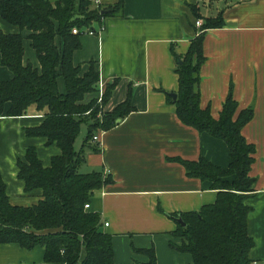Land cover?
Wrapping results in <instances>:
<instances>
[{
  "label": "crops",
  "instance_id": "obj_1",
  "mask_svg": "<svg viewBox=\"0 0 264 264\" xmlns=\"http://www.w3.org/2000/svg\"><path fill=\"white\" fill-rule=\"evenodd\" d=\"M118 1L95 0L102 7H113ZM216 18L223 25L203 33L204 60L196 90L200 108H208L214 120L219 119L229 95L236 103L235 116L252 111L241 130L243 139L254 148L249 176L255 186L245 201L250 208L246 229L254 243L248 258L251 263L264 264V0H124L121 12L84 28L81 47L72 54L73 65L84 75L93 62L99 74L96 92L86 102L100 98L101 115L118 108L131 110L108 130L96 132L98 144L92 145L99 152L86 149L78 168L80 174L101 173L109 179L91 196L87 211L97 214L101 232L111 235L115 264L147 263L148 257L139 251L151 249L157 264H192L189 254L170 246L181 244L175 237L180 225L174 218L215 204L218 191L209 181L190 178L181 161L204 159L226 170L230 156L224 141L179 120L176 67L201 34L196 22L202 26L205 20ZM0 31L20 33L1 17ZM27 34L23 32V37ZM23 46V64L30 63L39 71L36 52L27 39ZM12 79L0 61V83ZM59 83L64 88L62 78L57 88ZM110 85L114 88L103 103ZM58 89L65 93V88ZM10 107L5 103L0 109V178L9 203L29 208L42 199V192L24 191L17 161L23 162L33 147L43 167L49 168L61 151L54 144L47 145L45 138L25 134L43 124L44 111L31 106L24 115L9 117ZM44 255L40 245L27 250L0 244V264H42ZM85 257L82 250L80 261Z\"/></svg>",
  "mask_w": 264,
  "mask_h": 264
},
{
  "label": "trees",
  "instance_id": "obj_2",
  "mask_svg": "<svg viewBox=\"0 0 264 264\" xmlns=\"http://www.w3.org/2000/svg\"><path fill=\"white\" fill-rule=\"evenodd\" d=\"M123 5L124 0L113 7H102L95 0H0V17L20 31L11 35L0 31V61L13 75L12 81L0 83V109L5 103L11 105L9 117L24 115L31 106L44 111L43 124L25 130V134L28 138H45L47 145L54 144L61 151L49 168L43 167L33 147L26 151L23 162L17 161L24 191L42 192V199L29 208L9 203L0 178V244L12 243L27 250L40 245L45 250L42 264H115L111 235L102 233L99 216L85 209L91 196L109 179L101 173L80 174L78 168L86 149L99 152L92 145L96 132L108 130L131 110L118 108L101 115L95 100L81 104L87 95L96 92L99 74L91 62L86 74L81 75L79 67L73 65L72 54L81 47L79 39L84 28L121 12ZM222 25L220 18L205 20L188 56L176 67L179 91L175 112L179 120L199 133L224 141L230 156L226 170L204 159L181 161L190 178L209 181L212 189L218 191L215 204L182 216L184 227L179 226L175 235L181 244H170L176 251L189 254L192 264H252L248 252L254 243L246 229L250 208L245 201L255 186V179L249 176L254 148L241 135L252 111L243 110L235 116L236 103L229 95L219 119L214 120L208 108H200L196 90L204 60L203 33ZM74 29L79 33L73 34ZM26 39L36 52L39 71L30 63L23 64ZM60 77L64 94L57 88ZM113 88L108 86L103 103ZM83 123H88V134L82 149L76 152L73 146ZM228 178L232 181L228 182ZM82 250L86 257L80 261ZM139 252L148 257V262L132 264H157L153 249Z\"/></svg>",
  "mask_w": 264,
  "mask_h": 264
},
{
  "label": "rangeland",
  "instance_id": "obj_3",
  "mask_svg": "<svg viewBox=\"0 0 264 264\" xmlns=\"http://www.w3.org/2000/svg\"><path fill=\"white\" fill-rule=\"evenodd\" d=\"M61 78V77H60ZM58 88H60V90H64V88H63V85L61 84V83H59V86H58ZM89 95H87L85 98H84V100L82 101V103L81 104H84V105H87L88 103H89V101L88 102H86V99H87V97H88ZM91 100H95V102H97V105L99 104V103H101L99 100H100V98H99V100H97V99H91ZM88 114V113H87ZM86 114V115H87ZM101 114V113H100ZM100 114H98V116H99V118H101L100 116ZM88 123H83V124H81V126H80V130H79V134H78V136L76 137V139H75V142H74V147H75V149L77 150V151H80L81 149H82V144H83V141H84V139L86 138V136H87V134H88V132H87V128H88V125H87ZM95 136H97V135H95ZM92 143H94L93 141H92ZM96 144H98V143H96ZM88 150V149H87Z\"/></svg>",
  "mask_w": 264,
  "mask_h": 264
},
{
  "label": "built area",
  "instance_id": "obj_4",
  "mask_svg": "<svg viewBox=\"0 0 264 264\" xmlns=\"http://www.w3.org/2000/svg\"><path fill=\"white\" fill-rule=\"evenodd\" d=\"M195 25H197L198 27H201V23H200V22H196ZM72 33L76 35V34H78L79 32H78L76 29H74V30L72 31ZM88 33H89V34H93L94 32L90 31V32H88ZM92 141H93L94 143H97V142H98V137H97V136H94L93 139H92ZM85 209L88 210V209H89V206L86 205V206H85ZM106 226H108L107 223L105 224V227H106ZM252 264H257V263L254 261V263H252Z\"/></svg>",
  "mask_w": 264,
  "mask_h": 264
},
{
  "label": "water",
  "instance_id": "obj_5",
  "mask_svg": "<svg viewBox=\"0 0 264 264\" xmlns=\"http://www.w3.org/2000/svg\"><path fill=\"white\" fill-rule=\"evenodd\" d=\"M175 97H176L175 95H171V98L174 100H175ZM174 221L181 227H184V222L180 216L178 218H174Z\"/></svg>",
  "mask_w": 264,
  "mask_h": 264
}]
</instances>
